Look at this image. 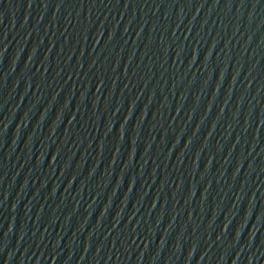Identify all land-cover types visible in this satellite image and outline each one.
Segmentation results:
<instances>
[{
    "label": "water",
    "instance_id": "95a60500",
    "mask_svg": "<svg viewBox=\"0 0 264 264\" xmlns=\"http://www.w3.org/2000/svg\"><path fill=\"white\" fill-rule=\"evenodd\" d=\"M0 264H264V0H0Z\"/></svg>",
    "mask_w": 264,
    "mask_h": 264
}]
</instances>
